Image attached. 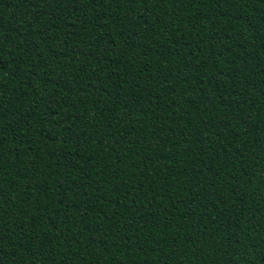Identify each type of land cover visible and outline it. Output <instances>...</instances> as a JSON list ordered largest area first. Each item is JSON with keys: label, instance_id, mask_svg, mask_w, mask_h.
<instances>
[{"label": "trees", "instance_id": "trees-1", "mask_svg": "<svg viewBox=\"0 0 264 264\" xmlns=\"http://www.w3.org/2000/svg\"><path fill=\"white\" fill-rule=\"evenodd\" d=\"M0 264H264V0H0Z\"/></svg>", "mask_w": 264, "mask_h": 264}]
</instances>
